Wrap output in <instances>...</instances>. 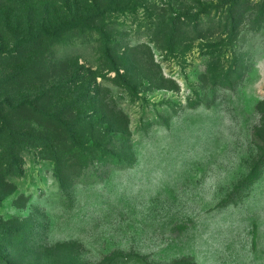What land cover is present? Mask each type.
I'll list each match as a JSON object with an SVG mask.
<instances>
[{
    "label": "rangeland",
    "instance_id": "obj_1",
    "mask_svg": "<svg viewBox=\"0 0 264 264\" xmlns=\"http://www.w3.org/2000/svg\"><path fill=\"white\" fill-rule=\"evenodd\" d=\"M0 264H264V0H0Z\"/></svg>",
    "mask_w": 264,
    "mask_h": 264
}]
</instances>
